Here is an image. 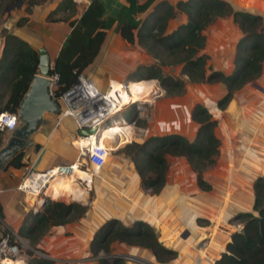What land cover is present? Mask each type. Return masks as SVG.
<instances>
[{
    "label": "crops",
    "instance_id": "obj_1",
    "mask_svg": "<svg viewBox=\"0 0 264 264\" xmlns=\"http://www.w3.org/2000/svg\"><path fill=\"white\" fill-rule=\"evenodd\" d=\"M93 1L96 3L93 4ZM147 1L39 0L30 6L28 12L24 10L26 2H18L15 5H10L11 7H7V9L10 8L9 10L6 9V12L1 16L0 28L6 27L10 29L14 35L24 40L36 51L43 49L48 57L51 69L60 51H62L64 61H74L76 59L74 58V52L70 51L76 50L78 46L73 45L71 42H74L73 39L84 33L83 27L78 25L82 15L84 14L85 16L86 14V18L90 19V21L94 17H98L99 20L107 24L94 28L90 33L93 35L96 32H101L102 38L97 45H94V43L90 47L94 46L96 48L95 53L91 57L87 55L86 62L84 64L83 62L77 63L78 66L76 67L79 68V73L90 78L99 88L103 89L109 81L126 80L129 71H132L128 69V66L138 62L128 57L130 49L142 50L136 42L135 33L137 28L130 30L133 35V43L130 44L120 35L117 27L128 23L139 26L142 20L152 12L154 6L160 1H166L170 5H174L178 0H150L148 4L146 3ZM234 1L240 2L239 4L244 8L246 7L245 9L248 8L247 10L251 13L259 9L251 5L253 0ZM144 5L145 7H143ZM86 10L88 14L85 13ZM6 13L7 17H5ZM260 14L262 15L263 13ZM23 16L27 17L24 24L14 26V22ZM49 16L50 19L48 18ZM109 19L112 20L107 21ZM8 20H11V25H13L11 28L6 26V21ZM185 20L184 14L176 12L174 18L166 21L164 33H169L178 24L185 22ZM71 32H74L76 37L71 38ZM1 46L0 38V51ZM64 76L67 80L72 79L67 72L64 73ZM246 89L248 87L243 88L239 93L242 96H244L243 94L247 95ZM253 91L256 93L251 94L252 99H258L255 105L249 102L246 106H239V112H236V115L240 116L239 120L241 122L246 121L251 130L255 129L254 127L261 129V137L264 140V86L255 85ZM257 93L262 94L263 97L259 98ZM252 99L250 98V100ZM167 107L170 118L168 120H158V123L161 125L162 121L168 122V127L163 132H160L162 134L174 132L182 135L187 140H191L196 124H193L190 118L189 105L175 100L169 103ZM248 109H251L248 111L249 113L247 112ZM164 115L165 113L159 119H162ZM251 117L254 118L255 123ZM46 118L51 119V117ZM53 119L55 120V117ZM60 120H63V117ZM52 125L46 132L44 130L45 127H43L33 134L32 146L23 150L25 153L22 162L25 165H29L36 170H42L46 167L61 164L57 163L58 160H66L55 149L59 146L61 147L59 142L64 140L65 135H72L76 128L74 127L73 130L69 131L58 128L59 124L57 125L58 127H54V122ZM161 133L156 136L162 135ZM72 137L74 136L72 135ZM140 140L142 141V139ZM35 145H38V148L34 147ZM240 149L241 155L236 160L237 157L235 158L232 154V148L229 146L228 154L226 153L228 161L225 172L214 173L212 171L202 174L204 181L209 184L208 190H200L193 183L192 174L189 179H186L191 186L190 190H188L182 185L183 177L179 180H170V174L166 171L165 185L157 195L152 196L146 194V192H150L149 190L139 187L137 174L130 171L134 170L132 163L129 162L130 160L120 156L118 167L113 171H122L123 165H125L128 168L127 171L131 172L125 175L128 185L119 187L117 183L120 181L118 179L120 175L115 172L109 173V181H112V185L119 187V190H112L108 193L101 188H97L98 198L104 199L103 203L100 204L98 198V201L91 200L82 218L64 225L50 227L44 234L43 239H40L36 244V247L48 252L47 258L54 261L57 260L62 262V264H93L94 260L89 257L90 254L87 250L88 242L99 225L108 217L114 216L124 225L131 224L136 220H142L151 227L158 223L159 233L156 231L155 233L159 242L165 247H170L176 253V256L167 264H193L195 256L200 251L204 253L200 264H214V260L223 251L230 232L236 228V222L232 219L234 215L240 212L255 214L251 209L253 202L251 186L256 177L264 175V159L258 156L259 153H255L254 149L251 150L244 145L240 146ZM229 154H232L231 158H229ZM77 156L78 154L69 160L68 163L74 161ZM123 161L129 164H124ZM237 161L238 164L236 165ZM22 168L23 166L20 168L5 166L0 169V215L14 232L21 224L24 215L29 210L32 211L31 206L33 205L29 201V197L23 196L22 193L15 189L22 177ZM178 176L180 175L176 177ZM188 194L191 197H187L186 200L184 197ZM174 200H177V205L172 207ZM38 210H40V207ZM198 219L205 220L206 225L198 226ZM202 233L205 234V238L198 245L197 238ZM116 248L123 251L124 254L136 256L145 261L154 260L151 252L145 248L123 244L122 246H116ZM118 255L115 254L114 257L120 258ZM22 259L25 261V256ZM120 259L123 264L128 262L129 264H144L123 258Z\"/></svg>",
    "mask_w": 264,
    "mask_h": 264
},
{
    "label": "trees",
    "instance_id": "obj_2",
    "mask_svg": "<svg viewBox=\"0 0 264 264\" xmlns=\"http://www.w3.org/2000/svg\"><path fill=\"white\" fill-rule=\"evenodd\" d=\"M39 0H0V15L10 5L26 2L25 12ZM66 1V0H65ZM150 0L146 3L148 4ZM92 3V2H91ZM90 3V4H91ZM96 3L93 1V4ZM91 4V5H93ZM146 5V4H145ZM145 5L143 7H145ZM90 7V6H89ZM88 7V8H89ZM87 8V10H88ZM85 13L88 14V11ZM181 13L185 22L178 24L169 33H164L166 21ZM7 13L5 17H7ZM97 16H99L97 14ZM86 14L78 21L84 33L76 37L73 45L78 46L74 52V61H64L62 51L53 62L49 74L57 75L55 95L64 91L73 81L74 73L79 72L77 63L86 62L87 55L95 53L94 46L102 38L101 32L90 33L96 27L107 23L94 17L92 21ZM230 17L240 30V37L235 43L232 70L229 74L218 70L206 72L207 56L200 53L204 46L203 30L216 18ZM1 18V17H0ZM50 19V16L48 17ZM27 17H19L14 26H21ZM109 19L107 21H111ZM92 24V26H90ZM262 17L246 10L234 8L227 0H178L174 5L166 1L157 3L152 12L138 25L121 24L117 27L120 35L130 44L133 43L131 29H136L137 44L157 63L139 65L137 70L127 76L133 83L141 80L156 79L167 96H178L184 92V81L161 72L162 66H180L179 73L190 83L219 82L224 87L223 95L217 100V107L222 109L231 99L234 91L246 83L258 78L264 62V31H260ZM77 25V26H78ZM2 42L0 51V110L16 113L18 104L38 69V53L6 27L0 28ZM96 41V42H95ZM80 42V43H79ZM77 68V69H76ZM67 72L72 79L67 80ZM145 82V81H144ZM213 103L207 104L211 112L218 115ZM134 109L126 110L124 118L132 120ZM190 118L197 125L191 140L177 133H165L160 136H148L141 143L131 141L122 147V153L131 161L138 176L141 188L156 195L165 185L168 168L166 156L183 157L189 168L195 173V184L200 190H208L203 172L213 165L218 154L219 140L214 134L216 121L211 118L206 108L195 103L190 109ZM138 126H145L143 120L135 121ZM8 133V132H7ZM3 131H0V144ZM34 147L38 148V145ZM24 152L16 153L7 166L20 168ZM253 202L251 209L255 212H240L232 218L239 223V229L230 232L223 251L214 260V264H264V177L258 176L252 182ZM59 199V198H57ZM86 206L80 202L65 203L60 200L45 199L37 212L28 211L16 229L19 237L28 239L31 249L36 250V243L52 226L64 225L83 216ZM127 246L148 249L154 261L167 264L175 256V251L167 249L158 240L153 227L142 220L129 225L122 224L116 218L105 220L93 233L88 250L92 256L98 252L108 253L112 242ZM24 264H55L52 259L39 256L32 250L24 254ZM96 264H123L118 257L107 261L97 258Z\"/></svg>",
    "mask_w": 264,
    "mask_h": 264
},
{
    "label": "rangeland",
    "instance_id": "obj_3",
    "mask_svg": "<svg viewBox=\"0 0 264 264\" xmlns=\"http://www.w3.org/2000/svg\"><path fill=\"white\" fill-rule=\"evenodd\" d=\"M227 1L234 8L242 9V10L248 9V8L245 9L246 7L245 8L242 7L239 4L240 2L237 3L234 0H227ZM251 5L259 8V9H256L257 11H254L252 13L259 14L262 17L261 27H264V18H263L264 17V0H253L251 2ZM247 11H249V10H247ZM260 13H263V14L261 15ZM1 16L2 15H0V17ZM4 23H5V21H4ZM202 33L204 35V46L200 50V53H203L207 56V60H206V64H205L206 72L208 73L210 70H218V71H221L225 74H228L232 69V60H233V55H234V51H235V43L241 34L237 25L232 22L230 17L216 18L211 24L206 26V28L203 30ZM137 50H139V51L130 49V52L128 54L129 58L131 57V59L138 61V62H136V64L132 63V66H128V69L132 70L131 72L129 71V74L136 71L139 65H150V64L157 63L153 58H151L149 56V54L144 52L143 49L142 50L137 49ZM179 69H180V66H162L161 67L162 74L171 75L173 77L180 78L184 81V92L178 96H167L166 94H164V96L157 98V100L155 101L153 106H147L146 105V108L144 110L146 119H143V121L145 122V126H141L143 128H147V133H146L145 138L148 136H153V135L156 136L157 134L163 132L168 127V122L162 121V124L159 125L158 120H160V121L161 120H168L170 118V113L167 111L168 110L167 105L169 103H172V101L177 100V101H179V103H182V102H183V104L187 103L189 105L190 109L192 108V106L195 103H198V104H201L202 106H204L206 108L207 112L210 114L211 118L216 121V125H215L213 131H214L215 136L219 140L218 154L215 158V162L213 163V165L208 167L203 172V174L205 172L209 173L212 171H214V173L219 172V171L220 172L226 171L227 161H228L227 160V154H228L229 146L232 148V154L235 156V158L237 157L236 160H238L239 159L238 157H240V155H241L240 146H242V145H244L245 147H249V149H251V150L254 149L255 153H259L258 156H260L264 159V140H262V137H261V133H262L261 129L254 127L255 129L251 130V128L246 124V121L241 122L239 120L240 116L238 117L236 115V112H239V110H238L239 106H244V105L246 106L249 102H250V104L255 105V103L257 102L258 99L257 98L252 99L251 94L256 93L253 91L255 88V85L264 86V84H263L264 83V65L262 67L261 74L258 78H256L255 80H253L251 82L246 83L239 90L234 91L231 98H233L235 100V103H233V107L231 106V109H230L231 112L228 111L229 108L227 110V104L228 103L222 109H219L217 107V104H216L217 100L224 93L223 86L221 83H219V82L198 83V84L190 83L187 81V79L184 75H181L179 73ZM245 87H248V89H246L247 95L243 94L244 96H242V94H240L239 91ZM257 94H258L259 98L263 97L262 94H260V93H257ZM250 98L252 100H250ZM211 100H214L215 107L219 111L218 115L215 114V112H211L207 106V104L212 103ZM203 101H205L206 106L204 105ZM250 110L251 109H248L247 112ZM125 112H126V110L122 111L121 113L118 114V116L124 117ZM163 113H165L164 117L162 119H159L163 115ZM46 117H50V116L47 115ZM116 118L117 117L114 116L111 118V120H115ZM251 119H253V122L255 123L254 118L251 117ZM53 122H54V119H53V117H51V119L49 120V124L47 125L48 127L44 128L45 132L50 128V126L51 127L53 126L52 125ZM193 124H195V123L193 122ZM58 126L57 127L61 128L62 130L67 129L69 131L73 130V128H74V124H73L72 119L70 117H63V120H60V123ZM158 128H159V130H158ZM165 133H170V132H165ZM165 133H163V134H165ZM6 136H7V132H4V135L2 136V141L6 138ZM143 138H142V141L145 139V138L144 139ZM227 138H229V139H227ZM142 141L140 140L137 143H141ZM75 142H77V139L75 140V138L72 137L71 134L64 136V140H61L59 142L61 144V147L59 146L55 150H56V152L58 151L59 154H62L64 156V159H66V160H63V159H62V161L58 160L57 163L66 164V163H68L69 160H71L73 157H75L76 154H78L77 148L74 145ZM110 146L112 147L113 144ZM123 146L124 145H121L118 148H114L112 151H110V155L108 156V160L106 162L108 164H106V165L104 164L105 167L103 169L101 168L98 171H94V170L90 169V167L88 165H83V169L87 168L88 173L92 174V179H91L90 183L88 184L89 188H86V186L84 185L85 184L84 182L79 184L80 187H82L85 190V197H84L85 199L82 198L81 200L79 199V201H80V203L85 205L86 208L89 206L91 200H97V198H98V194H97L98 189L97 188H101V189H103L104 192L109 193L112 190H119V187H121V186H127L128 185V180L126 179L125 175L127 173H131V172L135 173V170H130L131 172H129V171H127L128 168H126V166L123 165L122 171H116V172L113 171L118 167L120 156H123L124 158H127V160H129V158L122 153V147ZM120 162H121V160H120ZM129 162L131 163V161H129ZM123 163L129 164L128 162L126 163V161H123ZM167 163H168L167 171L171 177L170 180H175V179L179 180V179H181V177H183V184L182 185L186 189L190 190V188H191L190 183L186 179L187 178L189 179L190 175L192 174L193 178H194L193 183H195V173L189 168L185 159L183 157L168 156L167 157ZM235 164L237 165L238 161ZM111 172H115L116 174L120 175L118 177V179L122 183L120 181H119V183H117L115 181V183H117V185H119V187L112 185L113 184L112 181H109L108 175ZM177 175H180V176L176 177ZM258 175H260V174H258ZM261 176L264 177V175H261ZM202 177H203V175H202ZM138 182H139V179H138ZM139 187H141L140 184H139ZM95 191H96V193H95ZM146 194H148L149 196L153 195L150 192H146ZM176 196H178V195H176ZM187 197H191L190 194L185 195L184 198L187 200ZM54 198L52 200H60V201H63L65 203L68 202V199L65 200V199H61V198H59V199H54ZM49 199H51V198H49ZM98 199H99L100 204L103 203L104 199H100V198H98ZM176 201L175 200L173 201L172 207H175L177 205ZM84 214H85V212H84ZM84 214H83V216H84ZM82 217H80V218H82ZM109 218H116V217L110 216L107 219H109ZM107 219H105V220H107ZM205 222H206L205 220L198 219L197 225L198 226H205L206 225ZM128 224H130V223H128ZM200 231H202V230H200ZM157 233H159L158 227H157ZM43 236L41 237V239H43ZM21 242L22 243H21V246H19V249L22 250L23 255L21 252L20 257L24 256L26 251L29 250L27 246H29L31 248V246L29 245L28 239L21 237ZM88 244H89V242H88ZM122 244L123 243L114 241L110 244V249H109L108 253H104V252L100 251L97 253L96 256H92L89 252V254H90L89 257L94 260L93 264H96L97 258H100V257H103L107 261L110 262L111 259L116 258V257H114L115 254L116 255L124 254L123 251H120L119 249L116 248V246H122ZM123 245H125V244H123ZM36 250L39 251V253H40L39 255H42V254L47 255V253H48V252H45L43 249L38 248V247H36ZM87 250H88V245H87ZM198 254L200 255V253H198ZM54 263L55 264H62V262H58L57 260H55Z\"/></svg>",
    "mask_w": 264,
    "mask_h": 264
},
{
    "label": "built area",
    "instance_id": "obj_4",
    "mask_svg": "<svg viewBox=\"0 0 264 264\" xmlns=\"http://www.w3.org/2000/svg\"><path fill=\"white\" fill-rule=\"evenodd\" d=\"M74 73L73 82L60 94L55 95L57 90V75L51 73L48 75L49 86L48 92L51 98L55 99L60 105V112L55 117L54 127L59 124L61 117H70L73 121L74 127L81 126L95 127L94 134L86 136H76V139H82V147H78V156L72 162L66 164H56L46 167L42 170H36L31 166L24 165L22 168V177L15 189L23 196L34 197V203L31 206L32 211L40 206L43 199L51 198L46 194V189L49 183L57 176L72 174L75 168L88 173V169H83V165H88L90 169L98 171L105 164V159L110 155V151L125 145L131 141L136 142L146 136L147 128L136 125L137 119H146L144 110L147 106H153L157 98L164 94V90L159 86L156 79H147L151 83L148 87H138L136 90L137 98H132L130 92V84L132 81H109L105 88H99L90 78L85 77L79 72ZM138 82V81H137ZM135 82V83H137ZM125 100V102L123 101ZM206 106L205 101H203ZM215 105V103H214ZM208 106V105H207ZM134 109V118L127 120L122 116H118L124 110L129 108ZM116 116L115 120H111ZM16 113L0 110V131L10 132L16 125ZM118 124L126 126L130 130V138L118 143V140L113 139V146L107 147L100 143V130L107 125ZM89 178L85 181L78 180L81 184L84 182L86 188L91 181L92 174L89 173ZM88 190V189H87ZM236 229H239V223H235ZM0 264L5 261L20 260L24 264L21 252V237H19L10 227L5 223L0 215ZM28 249L39 255V251ZM23 255V252H22ZM46 257V255H39ZM120 258L130 260L133 262H142L144 264H158L155 261H145L136 256L129 254H120ZM18 258V259H17ZM203 256L197 254L193 264H200Z\"/></svg>",
    "mask_w": 264,
    "mask_h": 264
},
{
    "label": "water",
    "instance_id": "obj_5",
    "mask_svg": "<svg viewBox=\"0 0 264 264\" xmlns=\"http://www.w3.org/2000/svg\"><path fill=\"white\" fill-rule=\"evenodd\" d=\"M12 6V5H11ZM10 6V7H11ZM9 7V8H10ZM9 8L7 10H9ZM6 26L11 28V20L6 21ZM260 31H264V27L260 28ZM38 69L33 75L28 89L23 94L19 101L18 109L16 112V125L12 131L7 133L6 138L0 144V169L7 166L12 157L23 150L29 149L32 146V136L40 128L46 127L49 124V119L46 116L56 117L60 112V105L58 102L51 98L48 92L50 72L49 60L43 49H38ZM235 100L231 98L227 104V110L230 111L233 107ZM231 112V111H230ZM96 128L81 126L76 128L72 135L86 136L94 134ZM45 202L43 199L40 206ZM70 202H80L79 199L68 200ZM39 206V207H40ZM38 207V208H39ZM38 208L34 212L38 211ZM157 224L153 225V229L157 232ZM1 238V233H0ZM205 238V234H201L197 238L198 245L202 243ZM170 249V247H167ZM129 264V262L127 263Z\"/></svg>",
    "mask_w": 264,
    "mask_h": 264
},
{
    "label": "bare ground",
    "instance_id": "obj_6",
    "mask_svg": "<svg viewBox=\"0 0 264 264\" xmlns=\"http://www.w3.org/2000/svg\"><path fill=\"white\" fill-rule=\"evenodd\" d=\"M150 83L151 82L148 80H146L145 82L140 81L137 83H131L129 89L132 94V98L136 99L138 97L136 94V90L138 87H142V86L148 87L147 85H149ZM123 101L125 102V100ZM211 102L213 103L212 105L215 106L214 100H211ZM117 138H120L118 143L130 138L129 128L126 126L118 125V124H112V125H107L106 127L100 130V134H99L100 143L105 144L107 147H111L110 145H112L113 139L118 140ZM74 145L76 148H78L79 146L82 147L83 145L82 139H77V142H75ZM231 157H232V154H229V158ZM107 160H108V157L105 159V164ZM89 176H90L89 173L75 168L72 174L55 177L49 183L46 189V194L51 196L52 198L55 197L54 199L61 198L65 200L66 199L68 200L80 199L81 200L82 198L85 197V190L82 187H80L78 180L85 181L89 178ZM29 198H30L29 201H31L33 204L34 197L31 196ZM156 224L159 225L158 223ZM199 253H200V256L204 255L203 251H200ZM17 263L21 264L20 260L5 261L3 264H17Z\"/></svg>",
    "mask_w": 264,
    "mask_h": 264
}]
</instances>
